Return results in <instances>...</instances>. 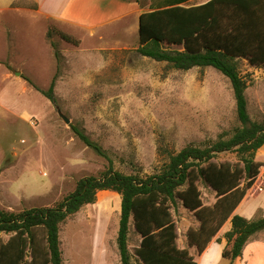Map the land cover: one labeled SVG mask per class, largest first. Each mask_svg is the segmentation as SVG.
<instances>
[{"label": "rangeland", "instance_id": "rangeland-1", "mask_svg": "<svg viewBox=\"0 0 264 264\" xmlns=\"http://www.w3.org/2000/svg\"><path fill=\"white\" fill-rule=\"evenodd\" d=\"M131 1L145 11L159 3ZM131 1H125L130 6L122 12H116L118 4L100 5L101 15L132 12ZM205 1L210 0L189 5ZM49 6L51 0H0L1 210L52 208L81 179L100 177L109 168V161L88 147L76 128L109 154L115 170L150 176L187 146H203L224 132L231 136L241 126L233 88L224 75L213 68L175 70L138 53L139 14L85 29L65 26L55 10L45 9ZM60 33L77 43L63 40ZM240 73L248 83L249 114L262 122L264 70L241 61ZM54 78L56 103L41 92ZM256 160L262 164L260 175L242 207L254 208L253 220L264 217V148ZM214 161L237 163L238 159L226 153ZM198 186L204 204L213 206L216 193L202 181ZM121 202L113 192H100L95 204L61 225L63 264H121L117 247ZM172 212L179 244L189 250L186 230L196 229L198 220L179 199ZM129 230L132 262L141 264L133 220ZM38 234L43 236L41 230ZM12 235L1 233L0 240L7 242ZM255 239L264 244V232ZM191 252L198 256L195 249ZM247 258L249 264H264V245L259 248L251 242ZM218 264L231 262L224 259Z\"/></svg>", "mask_w": 264, "mask_h": 264}, {"label": "trees", "instance_id": "trees-1", "mask_svg": "<svg viewBox=\"0 0 264 264\" xmlns=\"http://www.w3.org/2000/svg\"><path fill=\"white\" fill-rule=\"evenodd\" d=\"M188 0H159L157 8L139 18L138 53L179 71L213 68L231 82L241 126L230 136L224 132L203 146L189 145L170 156L161 172L150 176L127 175L115 170L113 160L80 129V139L107 159L109 168L100 177L81 179L75 190L52 208H32L20 213L0 209V264H63L60 227L83 207L95 204L100 192L121 197L117 247L121 264H134L129 250L130 223L142 237L136 256L141 264H197L178 245V228L172 212L179 199L194 213L198 229L187 233L188 245L201 256L231 220L225 235L223 259L236 261L248 242L264 232V217L248 220L235 214L256 183L262 164L256 160L264 148V121L255 122L248 111V83L240 62L264 70V0H211L186 6ZM63 40L76 44L70 36ZM59 58L60 54L56 52ZM54 78L42 94L56 103ZM236 154L238 162H215L220 155ZM216 192L213 206H206L198 183ZM43 236L40 237L38 231Z\"/></svg>", "mask_w": 264, "mask_h": 264}, {"label": "crops", "instance_id": "crops-1", "mask_svg": "<svg viewBox=\"0 0 264 264\" xmlns=\"http://www.w3.org/2000/svg\"><path fill=\"white\" fill-rule=\"evenodd\" d=\"M99 1H101V4L99 3V5H98L97 3ZM125 1L127 2L128 0H51V6H49V8L46 7L45 9L46 10H55V12L57 13V16L60 17L64 21L63 24L65 26L77 24L76 25L77 27L79 25L81 27H84L85 29L86 28L105 26L106 24H109L112 21L122 19L123 17H126L130 14H133V13L139 14V18H140V16L143 13L151 11V10L145 11L144 9H141V7L139 6V4L137 2L129 0L133 4L132 5V7H133L132 12H129V13H127L125 15H121V16H113V14H114L113 12L109 17H108V15H105V17H104V15H101V9H100L101 6H106L107 4H110L109 7H111L112 4L116 7L118 4L119 7H118L116 12H118V11L122 12V11L128 10L129 9L128 7L130 6V4L127 5V3ZM195 1H197V0H195ZM195 1L188 0L186 6H188V7L198 6V5H203L207 2H209V1H205L202 3H198L199 2L198 1L197 4H195V5H189L190 2H195ZM43 6L45 7L44 4H43ZM56 7H57V9H56ZM245 202H247V199H245L243 201V203L236 210L235 214L240 215V216H242L248 220L253 219V217H252V215L254 213L253 207L248 206V208H246L247 210H245V209L242 210V207L245 204ZM199 226H200V223L198 221L196 229H198ZM177 228H178V225H177ZM134 229H135V227H134ZM231 229H232V224H231V220H229L223 226V228L221 229L219 234L211 242V244L208 246V248L205 250V252L201 256H199V255L197 256L191 252L192 249L196 250V248H188L189 249L188 251L190 252V254L196 258L197 264H218V262L224 260L223 259V251L227 247V240L225 239V235H226V233L231 231ZM188 232H189V230H186V235ZM178 234H179V232H178ZM259 234L260 233H258L257 235H259ZM257 235H255L254 237H252L250 239V241L248 242L247 246L244 249L243 256L234 262L230 261L231 264H249L248 258H247V248L250 245V243L255 242V247H259V248H262V245H264L259 240H256V239L254 240V238ZM139 237H140V243H141L142 237L140 235H139ZM184 242L187 243L188 239L187 238L184 239ZM178 245H179V248L181 250L187 249L186 247L181 248V246L179 244V239H178Z\"/></svg>", "mask_w": 264, "mask_h": 264}, {"label": "water", "instance_id": "water-1", "mask_svg": "<svg viewBox=\"0 0 264 264\" xmlns=\"http://www.w3.org/2000/svg\"><path fill=\"white\" fill-rule=\"evenodd\" d=\"M19 74V73H18ZM17 74V75H18ZM59 115L63 118V120L66 122V123H69V119L67 117H65L62 112L59 110Z\"/></svg>", "mask_w": 264, "mask_h": 264}]
</instances>
